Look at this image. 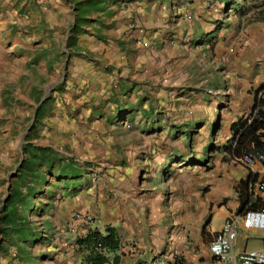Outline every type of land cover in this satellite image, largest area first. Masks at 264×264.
Returning a JSON list of instances; mask_svg holds the SVG:
<instances>
[{
	"label": "rangeland",
	"instance_id": "374dc122",
	"mask_svg": "<svg viewBox=\"0 0 264 264\" xmlns=\"http://www.w3.org/2000/svg\"><path fill=\"white\" fill-rule=\"evenodd\" d=\"M58 2L71 26V0ZM55 5L0 0V209L43 97L51 100L32 142L83 165L85 189L66 199L58 189L46 213L38 209L47 200L34 201L26 215L37 243L17 249L0 234V264H84L69 239L87 226H119L130 253L194 239L208 202L237 183L242 166L223 146L231 120L264 83V0H160L165 12H143V23L114 41L119 51L104 50L112 62L100 61L96 90L65 65L70 26L59 27ZM86 17L99 23L96 13ZM92 25L80 35H92ZM220 224L213 214L209 228ZM261 245L249 239L247 250Z\"/></svg>",
	"mask_w": 264,
	"mask_h": 264
},
{
	"label": "trees",
	"instance_id": "16d2710c",
	"mask_svg": "<svg viewBox=\"0 0 264 264\" xmlns=\"http://www.w3.org/2000/svg\"><path fill=\"white\" fill-rule=\"evenodd\" d=\"M107 1L109 0L72 1L75 21L68 29L65 41V46L69 51L64 53L66 66L69 64L70 57L78 54L77 36L88 33L83 27L91 24V22L96 23V20L92 21L86 15L103 13L104 7L101 4ZM113 1L117 0H112L111 3ZM96 38L103 40L97 36ZM60 90H62V85L57 86L54 91ZM263 93L264 84H261L254 91L252 110L245 117L241 116L230 124V138L228 144L223 146V151L228 153L230 158H240L247 154H253L254 150L262 147L260 131L264 126V113L261 110L263 99L260 95ZM50 100L49 97L45 98L41 106L37 108L34 125L23 137L19 166L10 181V189L5 204L0 209L2 240L8 245L17 247V249L28 242L35 244L39 239V234L34 233L26 215V212L31 211V204L34 201L40 198L46 199L47 204L43 206L45 208L38 209V212L46 213L52 207L58 189L62 192L61 198H64L76 195L78 187L85 184L83 165L77 163L73 158L59 155L51 147L38 146L32 142L36 134L37 124L45 117V109ZM39 102L40 100H38ZM124 111V109L118 110V112ZM179 133L186 132L180 131ZM243 185L244 183H242ZM51 186L54 187L53 190H46ZM244 189V196L241 192L239 194V209L242 211L253 209L251 194L245 185ZM45 223L48 228L51 227L49 221ZM74 245L84 253L86 264H108L109 262L118 264L119 262L120 239L117 230L113 227L105 226L102 231L97 228L88 229L84 237L75 238ZM2 252H7L5 246H0V253Z\"/></svg>",
	"mask_w": 264,
	"mask_h": 264
},
{
	"label": "crops",
	"instance_id": "0c3cea01",
	"mask_svg": "<svg viewBox=\"0 0 264 264\" xmlns=\"http://www.w3.org/2000/svg\"><path fill=\"white\" fill-rule=\"evenodd\" d=\"M72 1L76 2L77 0H71V3ZM78 1H82V0H78ZM111 1L112 0H109L107 1L108 3L105 2L101 4V6L104 7V11L103 13L97 14L100 17L97 20L99 23H93V25L90 26L89 28L90 31L94 33V35L100 34L101 36H103V40H97V38H95L93 35H90V36L79 35L77 37L76 47H77V52L82 57L80 58L73 57V62L71 61V63L69 60V64L74 66V69H73L74 74L75 75H78V74L88 75L89 78L87 80L91 81V85H93L92 89H95V90L102 86V85H97V84L98 83L102 84L103 82L102 73H101L102 63L100 61L107 59V62H112V60L108 56H106L107 50L110 47L111 48L114 47L113 50L114 49H116L117 51L120 50L119 46L115 45L117 44V42H114V41L119 39L121 35L124 37L127 36V34L130 31L129 28H132V27L137 28L140 25V23H143V17H144L143 12H165L166 11V8L164 6L159 7L160 0H150V1H153V5H151L150 6L151 9L147 11L145 10L149 6L148 7L145 6L144 2L148 3V0H117L115 2L113 1L112 3ZM53 3L56 4L55 5L56 11H57L56 17H59L58 20L60 21L59 27L68 28L70 26L69 21H68L69 19L68 17H65L64 15L66 12H69L67 6L65 5V3L63 4V3L58 2V0L57 1L53 0ZM70 11L74 12L73 4H72V10ZM63 17H65V19H62ZM131 19L133 23H129ZM64 23H67V25L64 26ZM104 42H110L112 43V45L109 47H104ZM104 50L106 53H104ZM92 55L96 57L95 60H97L100 63L99 66L92 67L93 63H91V61H88L89 56H92ZM261 84H264V83H261ZM261 84H259L257 88ZM256 89L252 91L251 95H248L247 106H245L244 108L245 110L241 111V113H239L236 118L231 120L230 124L236 121V119L241 116L245 117L246 114L252 110L254 91ZM260 97L263 99V105H262L261 110L264 113V93L261 94ZM261 153H264V142L261 148L253 151L254 155H259ZM237 173H238V176L235 179L237 183L234 184L229 191L222 189V191L224 192L219 191L218 194L220 195L217 194L216 196L213 197V199L210 202H208V205H207L208 214L206 215L205 220L199 226L200 228L198 230L196 237L194 239H191L188 242L186 239L185 240L183 239L182 240L183 242L180 243V245L175 244V243L171 245L169 244L167 248L164 250V252L162 253H160L159 250L149 251V249L147 251H143V252L138 251L136 253L127 252L125 250L126 247H125V243L123 242V237H121L120 230L118 228L119 226L117 225L109 226L117 230V233L120 239V251L118 253V256H119L118 264H153V263H157L160 261H166L171 255L176 257L177 260L180 261V263L182 262V264H210L211 256L208 251L209 242L212 240L214 234L221 229L223 222L227 218L232 217L242 212V210L239 209V206H240L239 194L241 192L243 193V196H244V192H245L244 185L251 194L250 197L252 199V208L259 209V208L264 207V193H259L255 190L256 181L262 175H264V169L262 168L260 163L255 162L251 167L241 166L239 167ZM242 183H244L243 186H242ZM9 186L10 184H8V187ZM83 186L84 185L78 187V192L76 193V195H71V196H67L64 198L66 199V198L77 196L79 193H81L85 189V187ZM215 213H218V218L221 220V224L218 229H211L209 228V224L211 222L213 214ZM79 219H80L79 215L75 214L73 216L74 221L78 222L80 221ZM88 229H94V227L87 226L84 230L80 231V233L76 230V236H74L73 240L69 239L71 240L76 250H78V248L74 245L75 238L84 237ZM98 230L102 231L101 229H98ZM70 232L74 234L75 230H72ZM261 237H262L261 235L256 236L255 234H247L244 231H240L235 241V251H240V250L249 251L247 250V243L249 239L259 240L261 241V244H262L259 248L251 249V250H257V251L264 250V243L262 242ZM239 238H244V241L241 242L240 244L238 243ZM78 252L82 255L81 260L83 261L84 264H86L84 261V253L79 250ZM127 258L130 259L128 263L125 262ZM108 264H112V263L109 262Z\"/></svg>",
	"mask_w": 264,
	"mask_h": 264
},
{
	"label": "built area",
	"instance_id": "2783aa9c",
	"mask_svg": "<svg viewBox=\"0 0 264 264\" xmlns=\"http://www.w3.org/2000/svg\"><path fill=\"white\" fill-rule=\"evenodd\" d=\"M260 133L262 135L261 140L264 142V126ZM232 160L244 167H251L255 162H259L264 169V153L259 155L247 154L240 158L233 157ZM255 190L264 193V175L256 181ZM240 231L256 236L261 235L264 243V207L247 209L223 222L221 229L214 234L208 245L211 256L210 264H264V250L235 251V241ZM153 264L181 263L171 255L168 260Z\"/></svg>",
	"mask_w": 264,
	"mask_h": 264
},
{
	"label": "water",
	"instance_id": "95a60500",
	"mask_svg": "<svg viewBox=\"0 0 264 264\" xmlns=\"http://www.w3.org/2000/svg\"><path fill=\"white\" fill-rule=\"evenodd\" d=\"M44 99H45V97H43V98L41 99L39 105L35 108V110H34V114H33V118H32V123H34V121H35V115H36V112H37V108L43 103ZM31 125H32V124H31ZM30 127H31V126H30ZM30 127H29L28 129H30ZM9 189H10V186L7 188V193L9 192ZM4 202H5V201H4ZM4 202H3V203H4Z\"/></svg>",
	"mask_w": 264,
	"mask_h": 264
}]
</instances>
